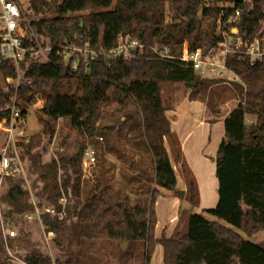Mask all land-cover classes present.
<instances>
[{
	"label": "trees",
	"instance_id": "trees-1",
	"mask_svg": "<svg viewBox=\"0 0 264 264\" xmlns=\"http://www.w3.org/2000/svg\"><path fill=\"white\" fill-rule=\"evenodd\" d=\"M27 1L26 15L33 16L30 27L44 42L75 44L76 38H82L92 49L110 51L119 37L129 36L145 49L111 66L101 58L87 75L63 72L58 64L30 56L22 61L23 76L32 84L17 91L24 104H19L21 114L25 118L26 107L37 101L43 106L42 131L23 146L21 160L26 176L38 181L39 186L31 183L35 205L58 209L63 192L66 216L62 220L47 213L40 216L54 234V261L22 236L5 242L0 229V264H16L8 249L22 255L25 264H93L98 253H107L116 264H149L157 245L162 247L163 264H211L213 247L223 245L231 246L235 257L226 264H264V242L249 239L264 232V62L251 67L233 54L226 58L227 68L239 79L230 84L238 102L224 116V136L214 158L218 200L204 212L215 220L192 212L201 202L198 182L167 118L169 102L162 96L166 83H183L191 90L200 86L203 96L222 83L200 78L190 63L181 60L184 44L189 52L200 49L207 56L221 40L218 23L237 8L241 10L237 34L250 41L264 38V0H246L242 7L241 0ZM223 6L227 9L221 12ZM155 37L159 39L153 43ZM150 44L166 48L169 57H159ZM14 75L12 62L0 65V121L9 118L14 94L4 79ZM112 89L119 93L115 98L109 96ZM129 100L137 104L142 117V130L132 140L135 160L111 133L95 127L100 111L109 116L125 113ZM220 116L213 114L209 123ZM60 119L69 120L85 138L96 140L98 150L137 174L127 177V188L112 184L115 166L93 144L96 163L88 177L80 158L42 162L35 157L43 138L47 143L53 138L54 124ZM172 163L179 166L184 191L177 189ZM163 191L191 209L180 210L170 237L164 230L155 238L156 203ZM29 193L22 176L4 178L0 199L10 209L7 215L25 219L34 213ZM124 242L128 245L122 251Z\"/></svg>",
	"mask_w": 264,
	"mask_h": 264
},
{
	"label": "rangeland",
	"instance_id": "rangeland-1",
	"mask_svg": "<svg viewBox=\"0 0 264 264\" xmlns=\"http://www.w3.org/2000/svg\"><path fill=\"white\" fill-rule=\"evenodd\" d=\"M28 1H26L24 14L26 19L29 21L33 18V16L26 15ZM32 17V18H31ZM119 93L115 90H110L109 96L111 98H115ZM162 96L169 102L170 110L167 112V116L170 117L172 122V129L177 131L179 136V132L181 134L184 133V130L191 128L192 129V138L188 142L187 151H186V159L189 163V166L195 174L198 183L199 190L201 196L200 206L194 209V213L200 214L207 220H215L211 216L207 215L204 210L211 209L215 207L217 204V188L218 183L215 177V161L214 158L216 156L218 147L222 141L224 136V124H217V127H213L211 130V135L209 136L208 131L204 134L205 128L199 125V121L208 120L213 117L215 113H221L220 117L226 116V114L237 104L238 96L232 89V85L219 83L211 87L210 91L203 96V92L201 91V87H196L195 90L189 89L183 83H166L163 85ZM211 102L212 104H206L207 102ZM19 104L24 106V104L19 100ZM43 104L41 101H37L34 104L28 105L26 107V117L24 129L26 134L29 136V140L33 136L40 135L42 131V125L40 123L41 108ZM213 113H211V111ZM221 118V119H222ZM3 124H0V146L5 142L7 133ZM55 134L50 142H46L45 138H43L42 145L40 148L36 150V156H40L42 162H46L52 158L55 160L63 159H81L82 150L86 147V144L95 145L98 150V145L96 144V140L85 138L80 132L75 130L70 121L67 119H60L55 124ZM96 130L99 132H108L111 133L115 140H118L123 147L129 151V154L132 155L134 160L137 158L135 155V150L133 149L132 140L135 138L138 133L142 130V117L141 113L137 107V104L133 100H129L128 109L125 113L109 116L105 115L102 111H100L96 121H95ZM186 132V131H185ZM204 148L203 156L207 158V160H203L200 156L202 155V148ZM168 148V147H167ZM99 154L104 156L107 162L114 164L115 170L111 174L112 184L115 187L127 188V177L136 176L137 174L128 166H125L121 162H119L115 156L103 153L102 150H98ZM119 165L117 166L115 165ZM175 174L178 179V187L177 189H181L184 186V181L181 177V172L179 170V166H175L172 163ZM85 177H88L92 170L84 171ZM95 174V173H94ZM60 175V174H59ZM25 180V184L29 190V194L31 197V202L35 205L34 192L35 186L31 187V183L38 185V181L32 176L23 177ZM3 184V182H2ZM1 184V187H2ZM135 186V183L131 184ZM1 187H0V198H1ZM164 195H161L156 203V215H157V229L155 234L158 237L161 236L163 229L168 226L171 216H178L180 210L176 213V210L170 204V200L172 199V195L169 192L163 191ZM62 196L66 199L67 206V198L65 194L62 192ZM1 217L3 221L10 222V226L8 227L4 225L5 228H9L14 231L15 237L13 238H21L22 240L25 238L26 240H30L34 243L40 251L47 257H49L52 261L55 259V249L53 246V238L49 237L46 232L45 226L42 224L41 219L38 218L36 212L30 214L31 220L27 218H16L14 214L7 215V212H10V209L5 206L1 202ZM186 207L190 208L187 203H184ZM46 206V205H44ZM43 206V207H44ZM42 208H36L38 210H42ZM177 209V208H176ZM175 212V213H174ZM41 216V214H40ZM39 216V217H40ZM175 219V218H174ZM175 219L173 224L169 225L167 230V237H170L172 234L173 228L176 224ZM224 224V223H223ZM1 220H0V229ZM2 232V229H1ZM12 238V239H13ZM255 243L264 242V232L259 233L251 238H249ZM215 250L214 255L211 258V264H226L231 263V261L235 260L233 256L232 247L229 245L223 246H214ZM9 250V249H8ZM10 252V253H9ZM9 256L14 260L16 264H25L22 261V255H17L9 250ZM162 247L157 245L154 249L153 255L150 259L149 264H163L162 263ZM95 259L93 264H116V260L112 259L108 256L107 253H98L93 256Z\"/></svg>",
	"mask_w": 264,
	"mask_h": 264
},
{
	"label": "built area",
	"instance_id": "built-area-1",
	"mask_svg": "<svg viewBox=\"0 0 264 264\" xmlns=\"http://www.w3.org/2000/svg\"><path fill=\"white\" fill-rule=\"evenodd\" d=\"M27 0H0V65L3 62H12L15 75L6 77L4 84L13 89L14 94L10 97V116L2 119L7 133L5 142L0 146V187L4 178L9 176L25 177V170L21 160L23 146L29 142V136L24 129L25 118L19 109V98L17 91L21 85L31 86L32 81L23 76L21 63L27 57L38 58L47 64L60 65L63 72L77 74L82 72L89 74L93 63L101 58L107 60V65L111 66L117 60H131L135 55L142 54L145 46L129 36L118 38V45L115 49L107 51L103 48L92 49L88 42L82 38H76L75 44L59 43L53 44L44 42L30 27V22L26 19L24 8ZM240 5H247L246 0H241ZM227 6L220 10L224 12ZM240 8L235 9L227 16L224 22L218 23L221 40L216 49L207 56H203L200 49L189 52L186 44L183 46L181 60L192 65L195 73L202 79L218 80L224 84L239 82L234 72L227 68L226 58L228 54L237 56L238 59H246L249 66L256 67L264 62V38L254 40H244L238 34L235 24L240 15ZM159 37L153 39V43ZM152 43V44H153ZM152 44L149 45L150 48ZM153 51L162 58H167L166 48H153ZM102 141V138H99ZM96 148L87 145L82 153V165L85 171L91 170L96 163ZM66 199L62 196L58 204L60 208L45 206L42 210L35 207V212L40 218V214H50L62 220L66 216ZM0 220L2 234L5 242L7 239L15 237L13 230L3 228L4 225L11 227L10 222ZM26 218L31 220V215ZM49 237H54L53 232L46 229ZM9 252V250H8ZM10 253V252H9Z\"/></svg>",
	"mask_w": 264,
	"mask_h": 264
},
{
	"label": "crops",
	"instance_id": "crops-1",
	"mask_svg": "<svg viewBox=\"0 0 264 264\" xmlns=\"http://www.w3.org/2000/svg\"><path fill=\"white\" fill-rule=\"evenodd\" d=\"M167 118L170 120V123H171V125H172V122H171V120H173V119H170V117H168L167 116ZM218 123H220L221 125H223L224 124V117L221 119H219L218 121H216L215 123H209V121L208 120H200L199 121V125H201V126H203L204 128H205V132H204V134L208 131V134H209V136L211 135V130L213 129V127L215 128V127H217V124ZM171 128H172V126H171ZM173 130V129H172ZM174 132H176L177 133V131L176 130H173ZM186 131V132H185ZM178 135V134H177ZM179 138H180V140H181V143H182V149H183V152H184V154H185V156H186V151H187V146H188V142H189V140L192 138V129L191 128H188V129H186V130H184V133L183 134H181L180 132H179ZM87 145H89V144H86V146ZM92 146V145H91ZM204 148L205 147H203L201 150H202V152H201V154L204 152ZM166 149H167V146H166ZM187 157V156H186ZM203 160H207V158L209 157V155H208V157L206 158L205 157V155L203 156V154L200 156ZM188 161V160H187ZM120 162V161H119ZM189 163H191L190 161L188 162V164ZM115 165L117 166V168L119 167V165H117L116 163H115ZM193 170V169H192ZM193 172H194V170H193ZM195 175V174H194ZM196 177V176H195ZM176 179H177V176H176ZM197 179V178H196ZM197 182H198V180H197ZM198 186H199V183H198ZM177 187H178V179H177ZM179 190H182V191H184L185 190V184H184V186H182L181 187V189H179ZM201 195V194H200ZM201 197V196H200ZM172 199L170 200V204H171V206L173 207V209L174 210H176V213L179 211V210H181V209H191V208H188V207H186V205L184 204V203H186V202H184V201H179L177 198H175V197H171ZM177 208V209H176ZM192 212H194V210H192ZM175 213V212H174ZM177 219V216H174V214L171 216V218H170V221H169V223H168V226H166L164 229H163V231L164 230H166L165 231V233H166V236H167V230H168V228H169V225H171V224H173L174 222V220L175 219ZM158 222V221H157ZM156 229H157V225H156V228H155V231H156ZM174 229V228H173ZM162 231V232H163ZM155 238H157V236H156V234H155ZM159 238V237H158Z\"/></svg>",
	"mask_w": 264,
	"mask_h": 264
},
{
	"label": "water",
	"instance_id": "water-1",
	"mask_svg": "<svg viewBox=\"0 0 264 264\" xmlns=\"http://www.w3.org/2000/svg\"><path fill=\"white\" fill-rule=\"evenodd\" d=\"M189 85H191V86H195V83H190ZM127 242H124L122 245H121V250L122 251H125L126 250V248H127Z\"/></svg>",
	"mask_w": 264,
	"mask_h": 264
}]
</instances>
